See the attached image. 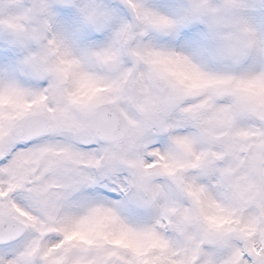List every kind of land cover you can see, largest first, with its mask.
I'll return each mask as SVG.
<instances>
[{"label": "snow or ice", "instance_id": "obj_1", "mask_svg": "<svg viewBox=\"0 0 264 264\" xmlns=\"http://www.w3.org/2000/svg\"><path fill=\"white\" fill-rule=\"evenodd\" d=\"M0 264H264V0H0Z\"/></svg>", "mask_w": 264, "mask_h": 264}]
</instances>
